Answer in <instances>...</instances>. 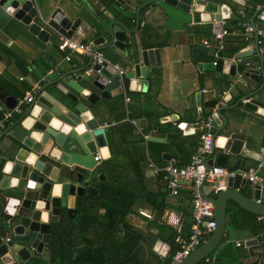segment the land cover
<instances>
[{
  "label": "water",
  "instance_id": "water-1",
  "mask_svg": "<svg viewBox=\"0 0 264 264\" xmlns=\"http://www.w3.org/2000/svg\"><path fill=\"white\" fill-rule=\"evenodd\" d=\"M262 2L259 5L256 0H49L47 13L42 15L32 0H0V45L14 50L6 41L22 42L20 48L30 58L26 66L33 82L40 84L44 75L50 80L39 85L30 104H19L0 85L1 264L38 258L50 242L53 228L60 223L62 212L75 214L77 197H96L94 184L105 177L95 173L94 155L98 152L101 159H107L110 151L105 129L92 119L89 111L101 100L118 96L123 89L127 91L134 83L146 90L148 70L161 63L159 49H143L136 39L142 14L151 12L157 16L169 31L166 39L172 41L181 33L194 32L200 24H212V30L219 32L222 21L236 20L243 13H231L233 5L254 9L250 34L242 31L232 48L234 60L253 57V68L242 69L223 58L199 64L195 54L193 60L199 68L221 74L222 80L264 86ZM128 23H134V27L129 28ZM77 32L91 39L92 53L102 51L108 63L93 64L89 56L84 67L58 73L55 61L44 50L47 44L53 46L57 35L70 38ZM115 64L124 70L121 77L113 68ZM50 87L55 90L53 95L47 93ZM244 107L261 114L262 104L256 100L244 103ZM231 109L221 107L217 111L209 166L226 169L231 156L238 155L245 142L246 135L235 132L222 113ZM233 121L237 122L236 116ZM29 156L34 157L31 163ZM29 181L33 187L28 186ZM57 186L59 192L54 195ZM260 199L259 186H248L238 174L228 177L225 187L209 198L214 209L213 231L178 264H199L218 249L227 232L229 202L264 218V202H257ZM7 237L10 240L5 243ZM242 244L250 256L261 253L257 238L246 239ZM168 248L156 241L153 251L166 262Z\"/></svg>",
  "mask_w": 264,
  "mask_h": 264
},
{
  "label": "crops",
  "instance_id": "crops-1",
  "mask_svg": "<svg viewBox=\"0 0 264 264\" xmlns=\"http://www.w3.org/2000/svg\"><path fill=\"white\" fill-rule=\"evenodd\" d=\"M32 1L42 15L47 13L49 0ZM256 1L259 5L263 3L262 0ZM234 12L243 13L236 20L228 19L220 23L221 29L227 30L229 34L220 41L224 47L219 51L218 58L230 59L233 63L241 65L242 69L253 68L255 63L253 57L234 60L232 48L234 40L242 31H247L244 25L250 26L254 9L233 5L231 13ZM161 23L162 21L151 12L143 13L141 27L136 36L143 49L156 48L161 54L160 65L148 70L146 79L149 83L146 90H141V87L134 83L127 91L123 89L120 95L101 100L94 110L89 111L92 119L94 118L105 129L110 155L107 159L99 157L96 161L95 173L103 174L105 177L94 184L98 191L96 197H77L76 213L70 215L75 218L79 202L81 205L92 203V214H95L97 220L102 221L105 208L96 206L95 201L100 197L101 190L109 187L110 191L116 194L118 201L122 199L131 202V212L125 217V222L129 225L130 231L140 238L135 247L128 250L130 251L128 254L125 248L120 252L122 255L119 258L108 254V264L112 262L118 264V259L123 264L162 262L161 257L153 251L156 241L168 245L169 260L170 246L166 239L171 234H174V238L182 236L185 224L191 221L189 187L183 185L180 194L172 196L166 187L162 172L155 173L148 164L151 162L159 169L169 165L182 167L189 164L200 143L199 129L191 128L194 122L204 121L214 112L217 114L221 107H233L222 113L233 125V130L245 134L246 139L239 154L231 156L227 168L223 170L247 171L264 157V86L249 81L245 86L238 81L222 80L221 74L197 66L193 60L194 54L199 64L215 60L214 49L203 45L204 41H209L213 47L217 45L214 39L217 32L212 30V24H200L194 32L181 33L179 38L169 41L165 37L169 31ZM127 26L133 28L134 23H128ZM247 32L250 34V31ZM60 38L62 36L57 35L53 46L47 44L44 50V53L55 61L56 71L70 73L84 67L87 57L80 54L74 53L69 61L65 60L69 52L58 50L57 43ZM70 38L81 43L92 42L83 32H77ZM6 43L14 50L0 45V85L3 90L16 97L19 104H30L25 102L27 93L32 89L37 91L40 84L49 83L50 80L44 75L45 80L40 84L33 82L30 77L31 71L26 66L30 58L25 50L20 48L23 43L17 41L12 44L8 40ZM35 67L41 71L38 65L35 64ZM258 90L255 96H251L252 92ZM53 91L55 92L54 88H47L50 95L54 94ZM243 97L247 99L240 101ZM60 98L64 99L63 96ZM251 100L262 104L263 110H259L261 114L258 110L252 111L244 107V103H250ZM235 116L236 123L233 121ZM214 125L213 132L217 128L215 123ZM140 155L143 157L141 160L138 159ZM94 156H99V153ZM261 177L264 181V170ZM246 184L251 186L247 182ZM261 197V202H264V193ZM70 215L63 211L58 218L60 223L66 218L74 219ZM65 229L60 230L59 235L65 237L69 234L75 235L74 231L67 227ZM129 229L119 227L112 235L106 229L97 226L95 233L88 232L87 236L92 237L95 245L103 246L109 253L116 246V242L117 245L125 242ZM249 238L252 237L247 230H229L224 237L226 241L234 244L236 241L243 243ZM242 247L245 248L243 245ZM256 256L249 255L253 258L244 261H254ZM31 259L30 257L26 262L19 264H37ZM38 259L41 260L39 264H50V251L47 246ZM208 261L210 260L205 262Z\"/></svg>",
  "mask_w": 264,
  "mask_h": 264
},
{
  "label": "trees",
  "instance_id": "trees-1",
  "mask_svg": "<svg viewBox=\"0 0 264 264\" xmlns=\"http://www.w3.org/2000/svg\"><path fill=\"white\" fill-rule=\"evenodd\" d=\"M142 158L141 155L138 156V159L141 160ZM95 202L96 206L105 208L102 221L97 220L95 214H92V203L81 205L79 202L76 207L77 214L75 218H66L58 224V227L53 228L51 240L47 245L50 251V264H108L107 258L109 255L119 258L122 255L120 252L123 248L126 249L128 254L130 252L128 250L134 248L138 243L139 236L130 231L129 225L125 222V217L131 212V202L122 199L118 201L116 194L112 193L109 187L101 190V195ZM226 214L227 231H249L251 237L257 238L261 253L256 256L254 261H244L253 257H249L247 250L242 246L237 247L234 243L223 239L218 249L209 255L208 260L210 261L206 263L203 260L199 264H264V218L242 210L233 202L228 203ZM185 215L188 217L187 212H185ZM97 226L106 229L112 235L119 230V227L129 230L126 232L125 242L118 245V242H116L114 249L108 253L103 246L95 245L92 237L87 236L88 232L95 233ZM190 226L191 221L185 224L182 236H189ZM66 227L72 232L74 231L75 235L69 234L67 237L59 235L61 228H63L61 231H65ZM174 237V234H171L166 239L170 246L169 256L179 249ZM111 238L113 237L111 236ZM31 260L37 264L41 263L38 258H32ZM118 264H123V262L118 259ZM130 264L137 263L131 262ZM156 264H162V262Z\"/></svg>",
  "mask_w": 264,
  "mask_h": 264
},
{
  "label": "built area",
  "instance_id": "built-area-1",
  "mask_svg": "<svg viewBox=\"0 0 264 264\" xmlns=\"http://www.w3.org/2000/svg\"><path fill=\"white\" fill-rule=\"evenodd\" d=\"M246 30L251 31L249 25H246ZM228 34L229 32L227 30L222 29L215 33L214 39L218 42L215 47H213L209 41L203 42L205 47L214 49L213 55L215 59L218 58L219 51L224 47L220 44V41ZM57 48L60 51L67 50L69 52L65 57L66 61L71 59L72 54L77 53L84 57L92 56L93 64L108 63L107 60L103 58L102 51L92 53L91 43H81L71 38L62 37L57 43ZM238 62H240V60ZM113 68L118 76L121 77L123 75L124 70L122 66L115 64ZM35 91L36 89H32L30 93H27L25 98L26 103H31L33 101ZM128 100L127 98L126 101ZM216 118H218V116L214 112L204 121L199 123L196 121L191 125L192 129H199L200 143L189 164L182 167L169 165L163 169L155 167L151 162L148 164L149 167L153 168L155 173L162 172L166 187L172 196H178L181 189H183V185H188L189 187V207L191 214L189 236H177L175 238V243L179 246V249L170 256L169 260L162 264H178L206 241L215 226L214 209L209 198L215 197L217 193L225 187V181L223 182V180L238 174L251 186H259L261 195L264 193V181L261 177V172L264 170V157L259 160L254 167L247 171H226L222 168L209 166L207 164L212 152L213 130ZM94 160L95 162L98 161L99 156H95ZM260 201L261 199L257 202ZM9 240L10 238L7 237L4 242L6 243ZM242 245L241 242H235V246L237 247ZM207 260L208 259H205V261Z\"/></svg>",
  "mask_w": 264,
  "mask_h": 264
},
{
  "label": "clouds",
  "instance_id": "clouds-1",
  "mask_svg": "<svg viewBox=\"0 0 264 264\" xmlns=\"http://www.w3.org/2000/svg\"><path fill=\"white\" fill-rule=\"evenodd\" d=\"M53 126H56V121H53ZM220 143H223V142L221 141ZM33 159H34V157L29 156V158H28L29 163H31V161H32ZM5 171H7V169H5ZM15 183H16V182L13 181V184H15ZM28 186H29V187H33V183H32V181H29V182H28ZM58 192H59V186H57L56 188L53 189V194H54V195H57ZM39 206H40V205H37V207H39Z\"/></svg>",
  "mask_w": 264,
  "mask_h": 264
}]
</instances>
